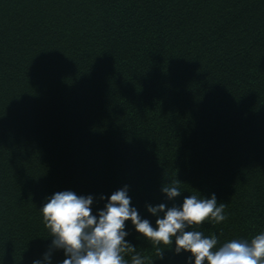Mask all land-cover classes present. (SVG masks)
I'll return each instance as SVG.
<instances>
[{
	"label": "trees",
	"instance_id": "trees-1",
	"mask_svg": "<svg viewBox=\"0 0 264 264\" xmlns=\"http://www.w3.org/2000/svg\"><path fill=\"white\" fill-rule=\"evenodd\" d=\"M125 185L154 227L149 204L215 193L226 219L195 230L264 232V0H0V264H61L47 198L98 214ZM125 230L146 264H188Z\"/></svg>",
	"mask_w": 264,
	"mask_h": 264
},
{
	"label": "clouds",
	"instance_id": "clouds-1",
	"mask_svg": "<svg viewBox=\"0 0 264 264\" xmlns=\"http://www.w3.org/2000/svg\"><path fill=\"white\" fill-rule=\"evenodd\" d=\"M162 192L168 200L179 197L182 193L179 180L164 183ZM217 202L216 194L212 193L210 198L186 196L181 206L149 204L148 211L158 217L154 227L132 206L125 185L111 194L98 214L93 213V196L78 195L71 190L58 191L48 197L41 212L53 237L52 248L64 250L66 258L61 264H129L126 255H131V264H146L147 258L125 239L129 235L125 230L128 220L140 235L156 246V255L161 260L165 250L174 246L176 254H191L188 264L193 258L194 264H264V232L251 240L232 239L218 246L216 235L208 237L195 230L205 221L218 224L226 219V205ZM160 245L172 247L162 249ZM44 262L51 264V250L44 254ZM44 262L34 260L33 264Z\"/></svg>",
	"mask_w": 264,
	"mask_h": 264
}]
</instances>
